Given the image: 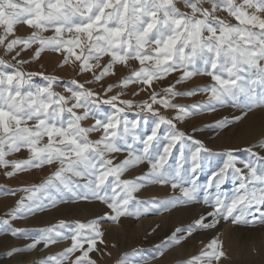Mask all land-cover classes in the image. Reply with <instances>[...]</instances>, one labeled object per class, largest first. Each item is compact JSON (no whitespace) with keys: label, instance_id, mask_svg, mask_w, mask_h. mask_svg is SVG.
Segmentation results:
<instances>
[{"label":"snow or ice","instance_id":"6c2138e0","mask_svg":"<svg viewBox=\"0 0 264 264\" xmlns=\"http://www.w3.org/2000/svg\"><path fill=\"white\" fill-rule=\"evenodd\" d=\"M182 2L184 10L178 0H0V48L14 61L0 58V168L11 169L6 171L8 177L52 168L39 184L10 190L24 195L0 225L13 237L28 238V229L13 228L11 221L54 208L68 194L76 201H99L109 210L87 222L59 220L39 229L27 250L41 244L45 249L65 241L70 244L38 264H97L90 253L97 250L98 242L103 243L104 222H118L122 216L139 219L200 203L202 187L216 189L213 198L202 200L211 211L176 227L160 246V255L194 231L214 228L220 219L264 225V140L244 149L251 156L246 162L235 155L239 147L227 148L221 153L226 157L223 165L201 186L197 174L212 151L177 128L189 117L226 104L241 109L242 115L234 120L254 107H264V0ZM19 25L30 28V35L16 36ZM46 51L61 54L65 65H76L92 79L71 80L65 95L55 90L59 77L24 71V65L39 60ZM28 52L31 58H22ZM104 57L108 60L102 64ZM132 61L139 67H133ZM117 66L130 68V74L108 85L103 94L86 87L93 83L103 87L106 77L116 75ZM173 74H178L174 83L159 92L152 88L154 82ZM38 76L43 84L34 82ZM197 76L210 82L188 91L177 89ZM132 84L140 85L139 91H149L148 99L137 103L122 99L123 92L108 95L116 87ZM201 93L207 95L206 101L173 103L176 97ZM103 105L111 111H103ZM161 108L175 110V117L161 115ZM132 109L138 111L129 119ZM89 118L94 123L84 126L82 122ZM230 122L224 117L211 127L218 130ZM94 132L100 133L95 140L90 138ZM21 150L28 152L26 159L7 158ZM119 154L124 158L117 162ZM145 163L148 168L142 175L123 178ZM229 179L236 183L230 195L220 190ZM149 184L167 185L173 192L179 189V195L138 199L135 194ZM23 250L14 247L6 255ZM224 255L221 242L212 239L185 264H212ZM128 256L125 253L118 264H130Z\"/></svg>","mask_w":264,"mask_h":264},{"label":"rangeland","instance_id":"374dc122","mask_svg":"<svg viewBox=\"0 0 264 264\" xmlns=\"http://www.w3.org/2000/svg\"><path fill=\"white\" fill-rule=\"evenodd\" d=\"M178 6L182 10H184V5H183L182 0H178ZM2 32H3V29L0 28V34H2ZM30 33H31V29L28 28L27 26H24V25L17 26L16 36H27V35H30ZM45 35H51V32L45 33ZM9 38L11 39L12 37H9ZM31 55H32L31 52H28V53L22 54V58L30 59ZM0 58L11 61V56L6 54L3 48H0ZM107 60H108V57H104L101 63L102 64L106 63ZM11 62L14 63V61H11ZM130 64L133 67H139L137 62L132 61L130 62ZM24 71L43 72L45 74L55 75L59 77V86H57L55 90L65 95H68V93L65 92V88L68 86V82H70L71 80L75 79L81 83H84L85 81L92 79L90 73H80L76 65L72 63L65 65L63 63V56L59 53L52 52V51H46L45 53H42V56L39 60H34L24 65ZM129 74H130V68L124 67V66H117L116 75L106 77L102 82L103 87H101L100 85L96 83L86 84V87L94 88L97 92H100L103 94L108 85L117 84L122 78L126 77ZM177 75L178 74H173L172 76L168 77L163 82H154L152 88L155 91L159 92L162 87H167L169 84L174 83ZM34 82L37 84L44 83L43 78L39 76L34 77ZM209 82H210V79L208 77L197 76V77L192 78L190 81L184 82L183 85H177V89L180 91H188L197 86H204L208 84ZM139 88H140V85H137V84L129 85L128 88H125V89L116 87L113 89L111 93H108V95L110 96V95H115L117 93L123 92L121 96L122 99H131L138 103L142 100L148 99L150 95L149 91L147 90L139 91ZM138 91H139V94L135 95V93ZM104 98H107V97L105 96ZM206 100H207V95L201 93V94H198L192 97H188V96L176 97L173 100V103L191 105L193 103L202 102ZM102 110L105 112H110L111 108L108 105H103ZM136 111H138V109L129 110L128 118L129 119L135 118ZM250 112L256 113L260 116L261 114H264V107H254L252 111ZM250 112H248L247 115L251 114ZM160 113L161 115H164L168 118H174L176 115L175 110H172V109L161 108ZM241 115H242V112L240 108L233 107L230 104H226L223 106H218L215 111L203 112L199 115H194L192 117L185 119L182 122L177 123V128L180 131H184L186 134L193 135L195 139L200 140L206 147H208L212 151V153L207 154L206 159L203 163L202 169L197 174L198 175L197 183L199 185L201 186L206 185L210 179L211 173L223 165L226 157L221 155V153H223L227 148L239 147L240 151H237L235 155L238 161L246 162L251 159V156L244 149H246L247 146L250 144H255L257 141L264 140V134L257 138H253L249 141H245V140L238 141L236 139L240 123L243 120L244 116L240 120H234L233 118L236 116H241ZM224 117H228L229 120L231 121L227 125V127L220 128L218 130L211 127V125H213L216 121L222 120ZM82 123L84 126H90L91 124L94 123V120L89 118L87 121H84ZM194 128L196 129L195 132H193ZM164 130H165L164 126H162L161 133H164ZM219 134H220V138L217 139ZM99 136H100V133H97V132L90 134V138L93 140L99 138ZM234 142H236L237 145ZM137 147L139 146L137 145ZM28 155L29 154L26 150H21V152L14 153L7 158L10 160L26 159ZM174 155H175V151H174ZM123 158H124V154H119L117 162H119V160H122ZM169 162L173 163L171 159ZM237 166L242 167V164H238ZM147 168H148V165L146 163L141 164L133 169H130L128 172H126L123 178L133 179L137 176L142 175L144 171H147ZM10 170H11L10 168L9 169L0 168V209L2 210V211L0 210V219H9V217L6 214L10 212L16 206V203L18 199L20 198V196L24 195V193H21V192H15V194H12L10 190H17L25 186L39 184L51 173L52 168L45 167L43 169H33L25 173H18L15 176L8 177L6 175V171H10ZM156 186H159V185H153V184L146 185L144 188H141L140 189L141 191L137 192L135 195L140 200H150L153 198L163 200V199H167L171 195H179V189L175 190V192H173V190L171 189L169 193L160 194V195H157V194L156 195L155 194L142 195L143 189H150ZM235 187H236V183L233 182L231 179H229L225 182L224 185L221 186L220 190L230 195L234 191ZM215 193H216L215 188H209L207 189V191H205L202 187L199 192V198L201 200L200 203H193L189 205L178 206L177 208H173L170 211H162L159 213L153 212V213L145 214L139 219H137L134 216H122L119 220H122L123 222L134 221L135 224H137L140 221H146L149 219L155 220V218H158V220L160 219L162 220V217L164 215H168L169 217L170 216L171 217L181 216V218L179 222L175 220L171 222H166L163 225L159 223H154L152 226L149 227L147 232L141 233L139 235V237L137 238L136 245L132 246L128 250L121 251L119 255L116 257L115 262L113 264H118V261H120L121 257L125 253L129 254L128 257L134 254L142 253L145 255L143 257V262H153L159 256H167L170 248L181 247V244H184V243L193 244L195 248V252L191 256L200 254L201 250L206 249V245L212 239H216V235L212 236L213 238H211L210 234L214 231V229L216 228L218 224H216V226L213 229L212 228L211 229H199V230L194 231L192 235L190 236L191 239H189L188 237L187 239L183 240L180 243V245L173 244V245H170L168 248L163 249V255H160V251H161L160 246L162 245L164 241L168 239L171 232L176 227L186 226L192 223L194 218L198 217L201 214L206 215L208 211H211V208L208 205H205L202 202V200L205 196H208L209 199L213 198ZM78 204L79 206L84 204L85 206L87 205L88 207H94L93 211L90 213L91 216L89 215L91 218L88 216L84 220L82 219L80 215H78V213L75 214L74 212H72L75 209V207L78 206ZM87 206L84 208H87ZM197 209H198V212L196 213ZM182 210L183 212L188 213V216H186V219L185 217L182 216L183 214V212H181ZM108 211L109 210L107 209L106 205L102 204L99 201H95V200L76 201L72 199L70 194H68L64 196V202L58 203L57 206L54 208L47 209L46 211L37 213L35 215H30L24 218H17L11 221V226L13 228L28 229V238L13 237L11 236V233L6 230L5 226L0 225V244H1L0 264H7L8 262H11V261H14V262L17 261V264L18 263L28 264V263L22 262L21 261L22 257H19V255L30 253V252L37 250V248L32 249V250H27L26 245L31 243L32 237L39 236V229L41 228L48 227V226H51L52 224L58 223L59 220H65V221H70V222L78 220L80 222H87L91 219L104 216L105 213H107ZM50 212L54 214V216L49 221H46V219H49L47 217V214ZM57 213L59 214V216L56 215ZM177 217L175 219H178ZM183 220H186V221H183ZM208 220H211V217H209ZM223 220L225 219H220L219 222ZM225 221H228V220H225ZM106 223L107 222H105V224ZM109 223H111L113 226L119 225L117 222L108 221L107 224ZM157 225H159V227H157ZM237 226L240 228L242 233H245V234L250 233L251 236H256V237H258L261 234L260 233L261 230L264 229V225H259V224H248V225L241 224ZM101 230L103 231V229ZM111 234L112 236H108V237L103 236V243L98 242L97 250L90 253V256L97 261V264L102 263V261L105 259V256L111 253L109 251V248L113 249V246L116 247V246L121 245L119 243L120 238L114 233H111ZM113 235L117 236L118 238L113 237ZM14 247L25 249V250L20 251L11 257H8L6 253L11 248H14ZM38 247H41L39 249L41 251L46 250L44 249L43 244L38 245ZM53 247L55 248L51 247V249H53L52 251L50 249L44 255L35 257L34 261L30 263L38 264V262L41 259H43L45 256L54 254L58 251H62V249H60L57 245ZM190 257H182L183 259L180 258L171 264H179V263L185 264V261L190 259ZM206 264H208V262ZM212 264H216V261H213Z\"/></svg>","mask_w":264,"mask_h":264},{"label":"bare ground","instance_id":"6f19581e","mask_svg":"<svg viewBox=\"0 0 264 264\" xmlns=\"http://www.w3.org/2000/svg\"><path fill=\"white\" fill-rule=\"evenodd\" d=\"M263 134H264V114H261L259 116L256 113H251L247 116H244L243 120L241 121L236 139L238 141L239 140L249 141V140H251L253 138H257ZM219 138H220V134L218 135L217 139H219ZM234 143L236 144V142H234ZM170 191H171V188L169 186H167V185L160 186L159 185V186H156L154 188L143 189L142 195H149V194L160 195V194L169 193ZM83 205L84 204L79 206V204H78V206H76L72 212H74L75 214L78 213V215H80L82 217V219L85 220L90 215V213L93 211L94 207H88L86 205L87 208H84L86 206L84 205V207H83ZM181 212H183V210ZM197 212H198V209L196 210V213ZM56 215L59 216L58 213ZM95 215H97V214H95ZM53 216H54V214H52L51 212L48 213L47 217L49 219H46V221H49L51 218H53ZM182 216L185 217V219H186V216H188V213L183 212ZM173 217H175V216H173ZM173 217H171V216L169 217L168 215H164L162 217V220L161 219L158 220V218H155V220L149 219L146 221H140L137 224H135L134 221L123 222L122 220H119L117 222L119 225H117V226L116 225L113 226L111 223L107 224L108 221L106 224L104 222L102 224V227H101V229H103V231H104V237L112 236L111 233H114L120 238L119 243L122 246L121 245H119L120 247L119 246H116V247L113 246V249L109 248V251L111 253H109L108 255L105 254L106 255L105 259L100 264H113L115 262L116 257L119 255V253L121 251L128 250L132 246L136 245L137 238L139 237V235L141 233L147 232L149 227L152 226L154 223H159V224L163 225L166 222H171V221H175V220L178 222L180 221L181 216L180 217L176 216L178 219H175L176 217L175 218H173ZM183 221H186V220H183ZM260 233L261 234L258 237L251 236L250 233H249L250 235L242 233V231L240 230V228L236 224H233V223H231L229 221H225V220L219 222L218 225L216 226V228L214 229V231L210 234V236H211V238H213L212 236L216 235V239L219 242H221V244H222V251L225 253V255L223 257H221L220 260L218 262H216V264H264V229L261 230ZM117 236L113 235V237H115V238H118ZM189 239H191V237H189ZM69 244H70V241H65L63 243L58 244L57 246L63 250V248L69 246ZM51 247L55 248L53 246H51ZM51 247L47 248L46 250L41 251V250H39L41 247L37 246L36 251L30 252V253H25V254H20L19 257H22V259H21L22 262L31 264L30 262H33L35 257L44 255L48 250L51 249ZM0 248H1V244H0ZM52 250L53 249H51V251ZM194 252H195V248H194L193 244L184 243V244H181V247L170 248L167 256H159L153 262H143V257L145 255L142 253L141 254L140 253L134 254V255L128 257V259H129L130 264H135L137 262L139 264H171L174 261H176L182 257H190ZM206 263H207V261H205V264ZM7 264H17V261L16 262L11 261V262H8Z\"/></svg>","mask_w":264,"mask_h":264}]
</instances>
